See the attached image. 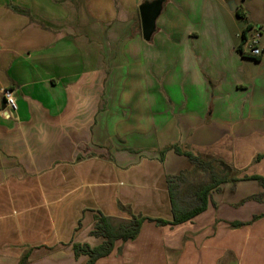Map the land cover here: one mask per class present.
<instances>
[{"label":"crops","instance_id":"0c3cea01","mask_svg":"<svg viewBox=\"0 0 264 264\" xmlns=\"http://www.w3.org/2000/svg\"><path fill=\"white\" fill-rule=\"evenodd\" d=\"M155 1L0 0V264L28 251L87 264L73 245L104 242L100 216L132 215L138 237L95 264H264V198L243 203L257 182L222 185L190 222H156L174 221L169 178L191 169L161 156L169 144L264 176V44L260 62L237 51L264 27V0H164L146 41L140 7Z\"/></svg>","mask_w":264,"mask_h":264},{"label":"trees","instance_id":"16d2710c","mask_svg":"<svg viewBox=\"0 0 264 264\" xmlns=\"http://www.w3.org/2000/svg\"><path fill=\"white\" fill-rule=\"evenodd\" d=\"M250 29V27H247L244 30L242 43L237 48L238 53L244 58H248L242 49L244 38ZM252 59L256 62L261 61V58ZM170 151L187 158L191 169L182 172L179 176L169 178L174 221L156 220L161 226H176L187 223L204 213L208 208L211 194L219 191L222 185H236L239 182L254 181L264 188V176L257 174L250 175L246 171L237 170L217 155L196 153L189 146L172 143L161 151V156L164 157ZM262 160H264V155H258L256 162L258 163ZM177 182H180L183 186L178 188ZM263 198L264 194L255 195L249 197L243 203L250 200L260 202ZM184 200L187 202H184ZM121 209L127 210V208L122 206ZM261 217L255 216L250 223H233L231 226L233 228L246 226L259 220ZM145 220V218L134 215H132L130 221H116L112 218L100 216L97 219L91 236L103 238L104 242L97 247H91L89 244H74L72 247L73 252L77 258L87 256L89 258L87 264H95L99 259L109 256L118 241L126 243L135 240L140 234ZM29 256L30 251L21 258L20 264H29Z\"/></svg>","mask_w":264,"mask_h":264},{"label":"built area","instance_id":"2783aa9c","mask_svg":"<svg viewBox=\"0 0 264 264\" xmlns=\"http://www.w3.org/2000/svg\"><path fill=\"white\" fill-rule=\"evenodd\" d=\"M264 33V27L250 29L244 38L243 52L251 58H261L263 49L261 40ZM6 103L5 115L11 117L17 111V100L15 92L11 89H4L1 92Z\"/></svg>","mask_w":264,"mask_h":264},{"label":"water","instance_id":"95a60500","mask_svg":"<svg viewBox=\"0 0 264 264\" xmlns=\"http://www.w3.org/2000/svg\"><path fill=\"white\" fill-rule=\"evenodd\" d=\"M163 1L156 0L153 3L144 4L140 7L142 33L146 41L151 38L155 31L157 17L163 10Z\"/></svg>","mask_w":264,"mask_h":264},{"label":"rangeland","instance_id":"374dc122","mask_svg":"<svg viewBox=\"0 0 264 264\" xmlns=\"http://www.w3.org/2000/svg\"><path fill=\"white\" fill-rule=\"evenodd\" d=\"M235 4H231V9H234V6H236V5H238V4H236V2H234ZM241 22H242V20H241ZM243 24H244V22H243ZM264 44V33H263V36H262V40H261V45H263ZM250 66V72H251V74L254 76V77H256V76H258L259 75V73L261 72V70H262V68L261 67H259L258 65H256V64H254V62L252 63H248ZM246 69H247V67H246ZM242 72H244V70H242ZM256 96H258V97H261L262 95H264V94H262L261 92H260V90L259 91H257L256 92V94H255ZM260 165V169L261 168H264V162H260L259 164L256 162V160L253 162V165ZM252 166V165H251ZM183 172H185L184 170H183ZM248 173V172H247ZM250 173V172H249ZM248 173V174H249ZM252 173V172H251ZM251 183H253V182H251ZM256 184V183H255ZM177 186H178V188H180V187H182L183 185L180 183V182H177ZM259 194H260V192H259ZM261 195H262V193H261ZM184 202H187L186 200H184Z\"/></svg>","mask_w":264,"mask_h":264}]
</instances>
